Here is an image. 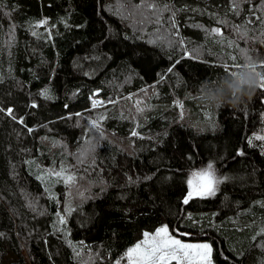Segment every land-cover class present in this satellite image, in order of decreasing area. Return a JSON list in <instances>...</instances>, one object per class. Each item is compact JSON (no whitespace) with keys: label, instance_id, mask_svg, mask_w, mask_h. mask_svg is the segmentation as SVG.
Returning <instances> with one entry per match:
<instances>
[{"label":"trees","instance_id":"trees-1","mask_svg":"<svg viewBox=\"0 0 264 264\" xmlns=\"http://www.w3.org/2000/svg\"><path fill=\"white\" fill-rule=\"evenodd\" d=\"M262 15L264 0H0V264H116L163 225L215 264H264V91L200 96L229 57L264 61ZM210 162L215 195L185 204Z\"/></svg>","mask_w":264,"mask_h":264},{"label":"snow or ice","instance_id":"snow-or-ice-1","mask_svg":"<svg viewBox=\"0 0 264 264\" xmlns=\"http://www.w3.org/2000/svg\"><path fill=\"white\" fill-rule=\"evenodd\" d=\"M147 7H156L155 5H148ZM237 4H233V10L238 9ZM165 10H168L165 8ZM261 25V33L264 35V15L258 17ZM173 21V25H174ZM47 24V20H42L36 23V26ZM252 24V21H245L241 25L234 26V30L241 33L242 36H246L249 29L247 25ZM212 32L218 36H221L219 28L212 29ZM36 35V32H33ZM227 43H231L228 41ZM233 61L231 65H225L227 73H232L234 70L241 68L245 62L247 65L257 73L259 76V86L258 88L264 91V61L255 62L252 57L245 55L244 63H239L236 61L235 57H229ZM259 67L262 72H257L256 69ZM45 98H47V90H45ZM114 102V101H109ZM102 104L103 102L94 101L93 107L97 104ZM32 107H36L35 104ZM4 111V109H0ZM9 115H12V110H7ZM79 115V114H77ZM23 123V121H20ZM98 125L94 122L93 127ZM132 135H137L136 132H132ZM256 139H264V137H256ZM251 143V141H250ZM238 155H244L243 152L238 153ZM67 171L66 169H61L59 172H55L54 175L61 177L63 173ZM72 176H67V180L71 181ZM221 181L216 177L213 164L208 163L207 167L201 171L193 172L191 177L187 180V185L189 191L187 193V198L184 199V203L187 204L193 196H214L216 193V185ZM63 220H61V223ZM125 259L127 264H172L173 261L176 264H212V247L208 243L201 244H188L182 243L181 240L174 238L169 234V229L167 226H161L157 228L154 234L149 232L143 233V239L136 243L133 247L127 249L125 254ZM119 264V262H117Z\"/></svg>","mask_w":264,"mask_h":264},{"label":"clouds","instance_id":"clouds-1","mask_svg":"<svg viewBox=\"0 0 264 264\" xmlns=\"http://www.w3.org/2000/svg\"><path fill=\"white\" fill-rule=\"evenodd\" d=\"M259 86V76L248 65H244L220 76L218 80L204 81L200 85L201 99L214 107L230 105L238 107L251 98Z\"/></svg>","mask_w":264,"mask_h":264},{"label":"rangeland","instance_id":"rangeland-1","mask_svg":"<svg viewBox=\"0 0 264 264\" xmlns=\"http://www.w3.org/2000/svg\"><path fill=\"white\" fill-rule=\"evenodd\" d=\"M140 13H141V11L139 12V14ZM120 16L123 17L125 20L128 19V20L132 21L135 24L134 25V28L136 27L138 29L141 28L143 31L145 30L143 28V25H141L140 23H138V22H140L139 17L136 16L137 18L135 17L133 19H130V16H128V14L127 15L124 14V15H120ZM41 26H43V25H41ZM41 26H39V27H41ZM232 70H236V69H232ZM256 71L257 72H260V70L258 69V67H257ZM105 102H106V104L104 106H107L109 104L114 103V102H109L106 99H105ZM263 120H264V117H263ZM256 137H264V126H263L262 130L260 132L255 133L252 136L251 140H250L251 141V144H253V145L254 144H260L261 146H263V149H264V139H256ZM59 171H61V170H53L52 169V170L49 171V175H51L54 178L63 180V182L66 183V184H70V183H72L74 181L75 177H74L73 173L70 172L69 170L65 171L61 177H57L56 175H54L55 172H59ZM69 175L72 176V178H73L71 181L67 180V176H69ZM163 226H167V225H163ZM168 229H169V227H168ZM150 234H154V233H150ZM169 234L172 235L174 238L181 240L182 243H188V244L208 243L211 246V244L208 241H192V240H188V239L183 238V236L174 235V234H172V232L170 231V229H169ZM25 255L27 257V254L26 253H25ZM16 260H17V258L13 254H10L7 257V261L6 262H7V264H11V263L15 262ZM119 264H127L126 259L124 258L123 260L119 261ZM172 264H176V262L173 261ZM197 264H198V262H197ZM212 264H215L214 261H213V255H212Z\"/></svg>","mask_w":264,"mask_h":264},{"label":"built area","instance_id":"built-area-1","mask_svg":"<svg viewBox=\"0 0 264 264\" xmlns=\"http://www.w3.org/2000/svg\"><path fill=\"white\" fill-rule=\"evenodd\" d=\"M94 101H99V102H103L102 104H97L95 107H93V102ZM106 104V102H105V99L103 98V97H98V96H94V97H92L91 98V105H92V108H95V109H97V108H101V107H103L104 105Z\"/></svg>","mask_w":264,"mask_h":264}]
</instances>
